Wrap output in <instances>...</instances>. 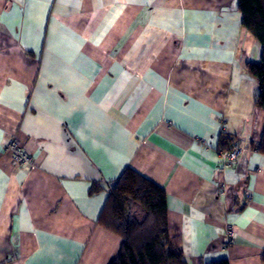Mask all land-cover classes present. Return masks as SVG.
<instances>
[{"label":"crops","instance_id":"0c3cea01","mask_svg":"<svg viewBox=\"0 0 264 264\" xmlns=\"http://www.w3.org/2000/svg\"><path fill=\"white\" fill-rule=\"evenodd\" d=\"M261 52L237 0H0V264H110L127 167L164 190L186 264H264ZM222 135L244 150L219 169Z\"/></svg>","mask_w":264,"mask_h":264},{"label":"trees","instance_id":"16d2710c","mask_svg":"<svg viewBox=\"0 0 264 264\" xmlns=\"http://www.w3.org/2000/svg\"><path fill=\"white\" fill-rule=\"evenodd\" d=\"M237 10L242 27L261 45L258 64L247 63L245 69L258 86L254 106L264 109V0H237ZM262 134L255 149L264 154V129ZM231 143L230 136H221L223 151L229 150ZM96 189V185L90 188L92 192ZM105 201L99 223L122 239L120 251L110 264H186L178 239L168 235L165 192L161 187L127 167L108 186ZM234 206L241 211L244 202L236 198ZM261 255L264 263V251Z\"/></svg>","mask_w":264,"mask_h":264},{"label":"built area","instance_id":"2783aa9c","mask_svg":"<svg viewBox=\"0 0 264 264\" xmlns=\"http://www.w3.org/2000/svg\"><path fill=\"white\" fill-rule=\"evenodd\" d=\"M7 148L11 151L12 159L14 162H16L18 165L21 166V169H29L33 167V161L31 157L22 150L15 140H9L7 142ZM244 150V147H242L239 142L233 141L230 145V149L226 151H222L219 154V161H218V168L224 169L227 166H233L238 162V157ZM237 228V226L229 223L225 227V240L226 244H230L234 237V230Z\"/></svg>","mask_w":264,"mask_h":264}]
</instances>
